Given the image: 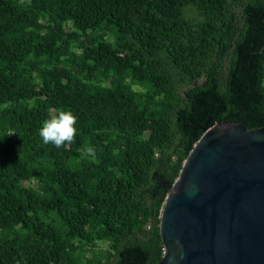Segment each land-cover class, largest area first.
<instances>
[{
	"label": "trees",
	"instance_id": "trees-1",
	"mask_svg": "<svg viewBox=\"0 0 264 264\" xmlns=\"http://www.w3.org/2000/svg\"><path fill=\"white\" fill-rule=\"evenodd\" d=\"M263 74L264 0H0V264H155L184 159L264 126Z\"/></svg>",
	"mask_w": 264,
	"mask_h": 264
},
{
	"label": "water",
	"instance_id": "water-1",
	"mask_svg": "<svg viewBox=\"0 0 264 264\" xmlns=\"http://www.w3.org/2000/svg\"><path fill=\"white\" fill-rule=\"evenodd\" d=\"M159 235L155 264H264V126H203L165 197Z\"/></svg>",
	"mask_w": 264,
	"mask_h": 264
},
{
	"label": "clouds",
	"instance_id": "clouds-1",
	"mask_svg": "<svg viewBox=\"0 0 264 264\" xmlns=\"http://www.w3.org/2000/svg\"><path fill=\"white\" fill-rule=\"evenodd\" d=\"M76 123L77 117L70 110L58 109L50 112L42 121L38 135L44 144L60 148L74 142L77 133ZM84 155L94 157L95 149L92 146L87 147Z\"/></svg>",
	"mask_w": 264,
	"mask_h": 264
},
{
	"label": "rangeland",
	"instance_id": "rangeland-1",
	"mask_svg": "<svg viewBox=\"0 0 264 264\" xmlns=\"http://www.w3.org/2000/svg\"><path fill=\"white\" fill-rule=\"evenodd\" d=\"M144 130V129H143Z\"/></svg>",
	"mask_w": 264,
	"mask_h": 264
}]
</instances>
